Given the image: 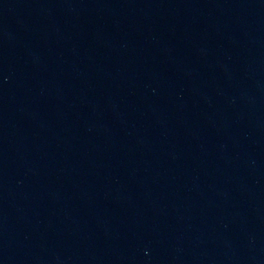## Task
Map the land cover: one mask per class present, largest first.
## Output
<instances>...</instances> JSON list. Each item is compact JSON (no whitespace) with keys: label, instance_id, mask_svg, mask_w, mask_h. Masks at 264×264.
Masks as SVG:
<instances>
[{"label":"water","instance_id":"obj_1","mask_svg":"<svg viewBox=\"0 0 264 264\" xmlns=\"http://www.w3.org/2000/svg\"><path fill=\"white\" fill-rule=\"evenodd\" d=\"M0 264H264V0H0Z\"/></svg>","mask_w":264,"mask_h":264}]
</instances>
